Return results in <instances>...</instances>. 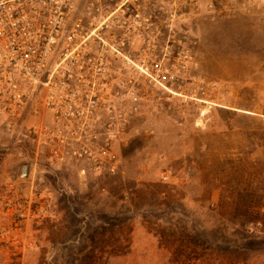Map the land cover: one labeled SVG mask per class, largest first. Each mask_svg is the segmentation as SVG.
Returning a JSON list of instances; mask_svg holds the SVG:
<instances>
[{
    "label": "rangeland",
    "instance_id": "1",
    "mask_svg": "<svg viewBox=\"0 0 264 264\" xmlns=\"http://www.w3.org/2000/svg\"><path fill=\"white\" fill-rule=\"evenodd\" d=\"M182 26L220 106L159 101L150 136L112 146L117 174L54 165L32 119L0 121V264H264V18Z\"/></svg>",
    "mask_w": 264,
    "mask_h": 264
},
{
    "label": "built area",
    "instance_id": "2",
    "mask_svg": "<svg viewBox=\"0 0 264 264\" xmlns=\"http://www.w3.org/2000/svg\"><path fill=\"white\" fill-rule=\"evenodd\" d=\"M236 11L264 18V0H0V121L13 136L32 119L54 165L115 175L112 146L150 136L159 101L220 106L182 25Z\"/></svg>",
    "mask_w": 264,
    "mask_h": 264
}]
</instances>
